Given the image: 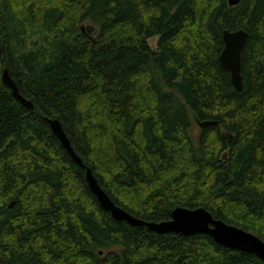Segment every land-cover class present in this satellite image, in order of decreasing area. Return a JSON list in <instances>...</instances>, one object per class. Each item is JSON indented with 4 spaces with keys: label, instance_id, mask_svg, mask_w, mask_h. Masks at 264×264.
<instances>
[{
    "label": "trees",
    "instance_id": "1",
    "mask_svg": "<svg viewBox=\"0 0 264 264\" xmlns=\"http://www.w3.org/2000/svg\"><path fill=\"white\" fill-rule=\"evenodd\" d=\"M225 29L249 32L241 91L220 62ZM49 119L135 217L204 207L264 240V0H0V264H264L115 219ZM195 119L217 124L196 140Z\"/></svg>",
    "mask_w": 264,
    "mask_h": 264
},
{
    "label": "water",
    "instance_id": "2",
    "mask_svg": "<svg viewBox=\"0 0 264 264\" xmlns=\"http://www.w3.org/2000/svg\"><path fill=\"white\" fill-rule=\"evenodd\" d=\"M240 2L241 0H228L230 6L238 5ZM82 30H85L83 26ZM222 37L224 48L220 55V62L224 68L230 71L231 81L234 87L238 91H241L243 89L241 55L249 38V32L245 29H225L223 30ZM3 80L11 87L17 99L30 108L34 107L33 102L21 94L16 81L10 76L7 69L3 72ZM195 121L201 128L206 125L217 124L216 121L201 122L198 119H195ZM49 123L51 129L71 154L75 162L79 166L86 167V180L90 189L96 195L101 206L110 211L115 219L129 222L132 225L146 226L158 233L176 232L184 235L207 234L221 245L234 250L253 253L264 261V240L252 232L215 218L204 207L188 208L179 206L172 211L171 219L161 222H149L135 217L126 209L116 204L111 196L102 188L92 169L87 167L82 158L74 150L60 120L49 119ZM223 156L226 159L227 152ZM99 253L102 255L103 251L101 250Z\"/></svg>",
    "mask_w": 264,
    "mask_h": 264
},
{
    "label": "rangeland",
    "instance_id": "3",
    "mask_svg": "<svg viewBox=\"0 0 264 264\" xmlns=\"http://www.w3.org/2000/svg\"><path fill=\"white\" fill-rule=\"evenodd\" d=\"M83 27H84V29H86L87 28L86 24H84ZM83 31L85 32V30H83ZM56 38H58V34H54V35L48 34V35H42L39 37L30 38L27 41V50H40V51H42L44 48H48L49 44L52 41L56 40ZM157 43H158V37H154V38H151L149 40V44L154 50L157 49ZM200 129H201V127L198 125V123L196 121H193L192 134L196 140H197L198 135L200 133ZM228 136H230V135H228ZM225 152H227V157H228L229 152L228 151H225Z\"/></svg>",
    "mask_w": 264,
    "mask_h": 264
},
{
    "label": "bare ground",
    "instance_id": "4",
    "mask_svg": "<svg viewBox=\"0 0 264 264\" xmlns=\"http://www.w3.org/2000/svg\"><path fill=\"white\" fill-rule=\"evenodd\" d=\"M22 42V41H21ZM13 44V43H12ZM52 57H53V55H52ZM46 62V61H45Z\"/></svg>",
    "mask_w": 264,
    "mask_h": 264
}]
</instances>
